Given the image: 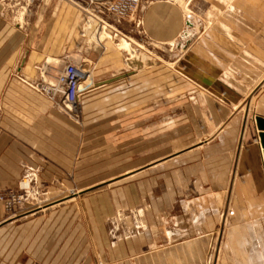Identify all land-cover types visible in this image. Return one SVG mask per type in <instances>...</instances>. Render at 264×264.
Returning a JSON list of instances; mask_svg holds the SVG:
<instances>
[{"label": "crops", "instance_id": "0c3cea01", "mask_svg": "<svg viewBox=\"0 0 264 264\" xmlns=\"http://www.w3.org/2000/svg\"><path fill=\"white\" fill-rule=\"evenodd\" d=\"M258 3L177 58L174 43L192 25L175 0H143L100 35L82 23L84 7L62 1L27 28L0 31V191L39 169L56 200L19 219L0 202V264H207L215 245L214 264H264ZM79 57L92 86L77 116L30 82L40 65ZM135 57L141 68L129 65Z\"/></svg>", "mask_w": 264, "mask_h": 264}, {"label": "built area", "instance_id": "2783aa9c", "mask_svg": "<svg viewBox=\"0 0 264 264\" xmlns=\"http://www.w3.org/2000/svg\"><path fill=\"white\" fill-rule=\"evenodd\" d=\"M143 0H100L82 2L85 12L84 25L87 30L94 29L96 35L108 30L115 31L118 26L136 12L139 11ZM188 22V20H187ZM186 22V23H187ZM139 24V23H138ZM117 36V34H114ZM38 77L30 82V85L52 100L61 110L76 114L80 108L81 97L91 88L87 83L90 71L65 58L62 68H55L51 64H44L37 67ZM43 194L40 180V170L31 169L21 178L16 189L0 191V201L5 205L7 214H14L18 207L29 206L31 201H38ZM21 213L22 216L36 214L47 205ZM32 204V203H31Z\"/></svg>", "mask_w": 264, "mask_h": 264}, {"label": "rangeland", "instance_id": "374dc122", "mask_svg": "<svg viewBox=\"0 0 264 264\" xmlns=\"http://www.w3.org/2000/svg\"><path fill=\"white\" fill-rule=\"evenodd\" d=\"M49 1H62L66 4L71 3L82 7L84 6L82 5V2L79 0H0V31H5L6 27H11L13 30L15 29V31H17L21 26L27 28V24L29 23L31 26V24L34 22V18H36L37 15L40 14L42 6ZM175 1L184 4L185 15L187 16L190 14L187 17V20H190V24L192 25L191 34L189 36L183 37L185 41L181 40L182 38L180 37L179 40L174 43L172 49L175 58H177L176 57L177 55L181 54L182 49H185L189 44H191L203 33L211 31L215 28H219L220 26L224 28L225 22L229 19V16L240 17L246 14L247 9L245 8V6L247 1L248 3L254 4L255 6L260 5L258 3L259 1L261 3V0H175ZM220 21L224 23L221 24ZM82 23H84V21ZM100 39H103V36H101ZM124 42L129 43L131 47L130 49L132 50L133 53H135L132 44L125 39H122L120 41V43L118 44L119 48H120V44H124ZM132 52L130 53L132 54ZM79 58L80 61L77 63L83 66L88 71H90V63H88L87 60L84 59V57H79ZM55 62L57 61L55 60L49 61V63H55ZM197 93L198 92L196 89H191L188 94L194 97ZM80 114H81V106L79 108V111L76 113V115L79 116ZM16 188H12V189H16ZM42 189H43V194L38 201H31L29 203V206L24 205L23 207H18L14 214H16V216L18 217L21 215V213H26L28 212V210L39 207L38 205H36V203L39 201L42 202L40 206L47 205L48 207L40 210L36 214L44 213L49 207H51L56 201L54 194L49 190L48 187H45L43 184H42ZM1 191H5V190H1ZM3 206L5 209L4 204ZM36 214H30V215H36ZM16 216L10 217L6 212V218L8 219H19L16 218ZM23 217L25 216H22L20 218ZM225 224H226V214L224 213L223 221H222L223 227ZM217 248L218 246L216 247V245L210 248L208 253L207 264H214L215 257L217 255Z\"/></svg>", "mask_w": 264, "mask_h": 264}, {"label": "water", "instance_id": "95a60500", "mask_svg": "<svg viewBox=\"0 0 264 264\" xmlns=\"http://www.w3.org/2000/svg\"><path fill=\"white\" fill-rule=\"evenodd\" d=\"M128 63H129V65H130L131 67L136 68V69L142 67V62H141V60H140L139 58H137V57H135V58L129 60ZM148 65H151V63H148ZM129 75H131V74H129ZM129 75H126V76H129ZM118 79H119V78L111 79V80L106 81L105 83H112V82H114V81H116V80H118ZM102 84H103V83H100V84H98V85H96V86H100V85H102ZM256 123H257V128H258V130L260 131V133H259V138H260L261 146H262V148H263V156H264V119L258 117V118L256 119Z\"/></svg>", "mask_w": 264, "mask_h": 264}, {"label": "bare ground", "instance_id": "6f19581e", "mask_svg": "<svg viewBox=\"0 0 264 264\" xmlns=\"http://www.w3.org/2000/svg\"><path fill=\"white\" fill-rule=\"evenodd\" d=\"M189 16V15H188ZM191 25V24H190ZM188 32H189V30L186 28V30H185V33L183 34V37H185V36H187L188 35ZM105 33V32H104ZM131 47H130V45H129V43H125L124 42V44H120V49H123V50H126V51H131V49H130ZM132 55H134V54H132ZM92 84V83H91Z\"/></svg>", "mask_w": 264, "mask_h": 264}]
</instances>
